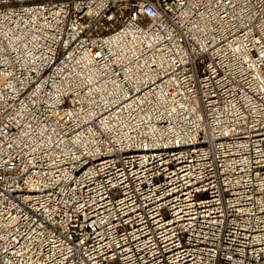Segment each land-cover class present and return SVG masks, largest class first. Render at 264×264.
<instances>
[{
    "label": "built area",
    "instance_id": "1",
    "mask_svg": "<svg viewBox=\"0 0 264 264\" xmlns=\"http://www.w3.org/2000/svg\"><path fill=\"white\" fill-rule=\"evenodd\" d=\"M0 264H264V0H0Z\"/></svg>",
    "mask_w": 264,
    "mask_h": 264
}]
</instances>
